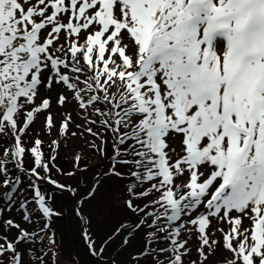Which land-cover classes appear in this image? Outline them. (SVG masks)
<instances>
[{
	"label": "snow or ice",
	"instance_id": "1",
	"mask_svg": "<svg viewBox=\"0 0 264 264\" xmlns=\"http://www.w3.org/2000/svg\"><path fill=\"white\" fill-rule=\"evenodd\" d=\"M97 156L128 215L91 256L264 264V0H0V264H53Z\"/></svg>",
	"mask_w": 264,
	"mask_h": 264
},
{
	"label": "rangeland",
	"instance_id": "2",
	"mask_svg": "<svg viewBox=\"0 0 264 264\" xmlns=\"http://www.w3.org/2000/svg\"><path fill=\"white\" fill-rule=\"evenodd\" d=\"M43 126V120L37 122V128ZM45 142V152L47 153L48 138L43 137ZM66 147H71L69 141ZM63 156V153H61ZM28 167L31 168V158H28ZM59 166L68 170L72 166L70 157L64 156L59 159ZM103 162L97 156L90 164L89 171L80 176L79 181L61 180V183L67 187L65 190H52V203L56 211L62 215L56 217L52 224V230L56 240V255L53 257V264H125L129 254L138 251L135 246L137 241H133V247H124L121 240L126 238L125 232L120 231L118 235L112 238L106 245V251L103 254L105 259L98 260L91 256L89 250L90 240L94 242L98 250L102 242L108 240L110 236L119 228L122 221L126 220L127 213L123 208L122 196L126 195V190L122 182H117L101 177L103 172ZM83 166V165H82ZM95 188L94 195L88 196V193ZM31 199V193H28ZM20 220L19 215L16 217ZM22 224L23 221H20ZM43 220H38V225L32 227H41ZM51 233L46 230L41 235L46 237ZM142 244V242H141Z\"/></svg>",
	"mask_w": 264,
	"mask_h": 264
},
{
	"label": "trees",
	"instance_id": "3",
	"mask_svg": "<svg viewBox=\"0 0 264 264\" xmlns=\"http://www.w3.org/2000/svg\"><path fill=\"white\" fill-rule=\"evenodd\" d=\"M43 225H41V227H42ZM46 239H48V237H46ZM47 241V240H46Z\"/></svg>",
	"mask_w": 264,
	"mask_h": 264
}]
</instances>
